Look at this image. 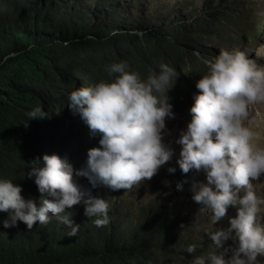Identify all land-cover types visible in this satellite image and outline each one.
<instances>
[{
    "label": "clouds",
    "instance_id": "9594fccd",
    "mask_svg": "<svg viewBox=\"0 0 264 264\" xmlns=\"http://www.w3.org/2000/svg\"><path fill=\"white\" fill-rule=\"evenodd\" d=\"M204 64L206 72L196 83L199 91L190 108L192 119L175 140L181 146L176 163L184 174H204L206 182L191 183V199L212 213L214 225L227 216L229 207L236 215L229 217L227 227L206 232L217 252L195 256L192 264H259L258 258H264V224L257 217L264 198L256 194L254 182L264 178V146L254 143L258 118L251 116L250 108L264 105V67L238 49H221ZM104 72L106 78L66 95L90 133L100 134V147L88 151L87 166L78 171L55 154L44 155L42 167L39 157L30 162L27 177L48 197L39 206L21 195L20 185L0 178V212L6 213L0 223L5 229L23 222L31 230L37 222L43 226L55 219L75 237L80 228L71 219L75 205H83L95 227H104L109 223L108 200L86 195L74 177H86L92 188L130 191L172 159L173 148L164 138L172 135L166 126V120L175 117L168 92L177 70L159 62L142 79L127 61L118 60L107 63ZM26 115L25 127L44 118L45 112L38 106ZM187 182L178 183L177 190ZM229 240L233 245L225 248ZM196 247L189 244L184 251L193 254Z\"/></svg>",
    "mask_w": 264,
    "mask_h": 264
},
{
    "label": "trees",
    "instance_id": "16d2710c",
    "mask_svg": "<svg viewBox=\"0 0 264 264\" xmlns=\"http://www.w3.org/2000/svg\"><path fill=\"white\" fill-rule=\"evenodd\" d=\"M48 8L30 3L15 12L0 6V178L20 185L25 199L45 196L27 177L30 162L39 157L38 166H44V155H54L65 127L80 119L69 107L68 93L106 78L104 66L118 60L127 61L142 79L159 62L173 66L178 75L184 68L191 75L199 60L196 51H204L205 41L213 42L221 25L214 17H203L151 29L109 31L95 23L70 28L60 25ZM177 87L176 78L169 92ZM38 106L44 118L25 127L27 112ZM83 126H77L78 135L85 134ZM5 217L0 212V221ZM153 220L146 219L147 228ZM21 228L5 229L0 223V264H188L141 231L103 234L91 245L68 234L48 242L21 234Z\"/></svg>",
    "mask_w": 264,
    "mask_h": 264
},
{
    "label": "rangeland",
    "instance_id": "374dc122",
    "mask_svg": "<svg viewBox=\"0 0 264 264\" xmlns=\"http://www.w3.org/2000/svg\"><path fill=\"white\" fill-rule=\"evenodd\" d=\"M30 3L37 4L38 7L44 4L46 9L51 6L50 15L53 13L60 25L70 28L95 23L109 31L151 29L173 22H192L203 17H214L221 24L213 42L205 41L202 44L204 51H196L199 60L195 63L192 74L188 75V72L184 73L185 68L181 69L183 74L177 77L181 88L177 87L175 93L168 92L169 98L176 104L173 107L174 119L166 120V126L172 135L164 138V142L173 148L172 159L161 166L151 180L144 181L130 191L92 188L86 177L75 176L86 195L108 200L109 223L104 227H95L84 215L83 205L73 206L71 217L75 224L80 225L77 235L82 243L95 245L102 240L103 234L134 235L141 231V234H146L162 247L179 253L180 258H184L188 264H191L195 256L215 254L217 250L206 232L227 227L229 217L236 215L235 209L229 207L227 216L215 225L211 222L212 213L200 210L201 206L191 199L190 187L194 180L205 181V176L202 172L182 173L176 163L181 146L175 140L179 136V130L186 129L192 119L190 108L194 103L193 96L199 91L196 83L206 72L205 60L217 56L221 49H238L245 52L258 66L264 67V0H0L1 7H10L15 12ZM183 86L186 89L183 90ZM263 109L264 105L251 106V116L255 117ZM81 122L80 117L66 126L64 136L57 142L58 148L52 151V154L67 159L74 171L86 168L88 151L100 147V134L91 135L84 122L82 129L85 134L78 135L77 126ZM63 146L65 152L61 149ZM169 167H174L176 171L169 173ZM185 180L188 182L183 183L182 190H177V184ZM44 195L39 198L33 194L30 199L38 198L36 203L39 206L42 199L48 198ZM258 196L264 198V190ZM146 219H154L149 228L145 225ZM257 219L264 224V205L261 206ZM18 226L22 227L21 234L46 239L48 242L60 240L69 231L55 219L43 226H39L37 222L31 230L23 222H18ZM189 244L197 246L195 253L184 251ZM232 245L233 242L229 240L224 247ZM258 260L259 264H264V258Z\"/></svg>",
    "mask_w": 264,
    "mask_h": 264
},
{
    "label": "bare ground",
    "instance_id": "6f19581e",
    "mask_svg": "<svg viewBox=\"0 0 264 264\" xmlns=\"http://www.w3.org/2000/svg\"><path fill=\"white\" fill-rule=\"evenodd\" d=\"M258 118V123L253 127V133L256 139L254 143L258 144L259 146H264V109L260 110V113L255 115ZM254 190L257 195L263 193L264 190V178L260 181L254 182Z\"/></svg>",
    "mask_w": 264,
    "mask_h": 264
}]
</instances>
